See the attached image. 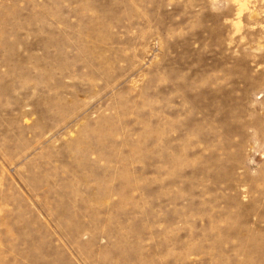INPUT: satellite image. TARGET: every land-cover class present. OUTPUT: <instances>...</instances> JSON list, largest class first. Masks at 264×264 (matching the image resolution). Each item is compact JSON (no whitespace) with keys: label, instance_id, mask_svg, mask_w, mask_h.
<instances>
[{"label":"rangeland","instance_id":"obj_1","mask_svg":"<svg viewBox=\"0 0 264 264\" xmlns=\"http://www.w3.org/2000/svg\"><path fill=\"white\" fill-rule=\"evenodd\" d=\"M0 264H264V0H0Z\"/></svg>","mask_w":264,"mask_h":264}]
</instances>
